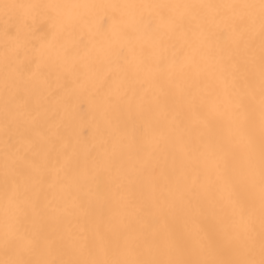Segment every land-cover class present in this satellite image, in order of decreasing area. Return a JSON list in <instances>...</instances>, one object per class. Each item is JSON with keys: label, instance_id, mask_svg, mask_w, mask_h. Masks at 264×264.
<instances>
[{"label": "snow or ice", "instance_id": "1", "mask_svg": "<svg viewBox=\"0 0 264 264\" xmlns=\"http://www.w3.org/2000/svg\"><path fill=\"white\" fill-rule=\"evenodd\" d=\"M0 264H264V0H0Z\"/></svg>", "mask_w": 264, "mask_h": 264}]
</instances>
